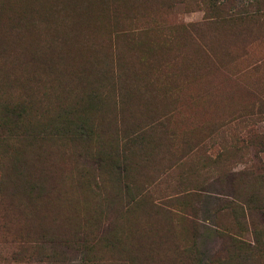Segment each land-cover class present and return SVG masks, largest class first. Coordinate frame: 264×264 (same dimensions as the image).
I'll use <instances>...</instances> for the list:
<instances>
[{"label": "rangeland", "instance_id": "obj_1", "mask_svg": "<svg viewBox=\"0 0 264 264\" xmlns=\"http://www.w3.org/2000/svg\"><path fill=\"white\" fill-rule=\"evenodd\" d=\"M0 2V264H264V0Z\"/></svg>", "mask_w": 264, "mask_h": 264}, {"label": "trees", "instance_id": "obj_2", "mask_svg": "<svg viewBox=\"0 0 264 264\" xmlns=\"http://www.w3.org/2000/svg\"><path fill=\"white\" fill-rule=\"evenodd\" d=\"M7 2H8V0H7ZM2 9V4H1V2H0V10ZM231 13H233V14H228V15H226L225 17H232V16H240V15H247L246 13H245V11H243V12H240V10H237V9H235V8H233L232 9V11H231ZM251 13H256V7H254L253 8V10H251ZM1 15V14H0ZM252 15V14H251ZM1 30H6V27L5 26H2V28H1ZM10 31V30H9ZM14 33H17V32H14ZM7 36L8 35H4V34H1L0 33V50H2V49H7V48H10V45H9V37L7 38ZM92 85H94V83L92 84ZM3 111L5 112V114L1 117L4 121H6L7 123H8V120H10V123H15L17 120H18V116H16L17 115V113L19 112V109L17 108V109H10L9 108V106H6V107H4V109H3ZM8 114H10V116L8 115ZM14 114H16V115H14ZM48 221V220H47ZM46 221V222H47ZM45 222V223H46ZM45 223H43V224H45ZM47 227V226H46ZM48 227H51V226H48ZM46 229H49L50 230V228H46ZM54 229V228H53ZM49 230H41V231H49ZM55 234H56V232L54 231V230H51V233L50 234H43V235H48L49 237H55ZM24 242L26 243L25 245H23L24 244ZM33 242V241H32ZM48 242L50 243V244H54L52 241H51V238H50V240H48ZM56 242L57 243H55V246L56 247H58L56 244H58V245H62L63 247H59V248H63V250L61 251V253L60 254H64L66 251L67 252H69V251H71L70 250V248H69V244H68V241L67 240H56ZM21 243H22V245H21V247H20V250L18 251V255H23V258H24V256H26L25 254L27 253V252H29V251H31V248H33V247H27V242L26 241H21ZM34 243V242H33ZM26 246V247H25Z\"/></svg>", "mask_w": 264, "mask_h": 264}]
</instances>
